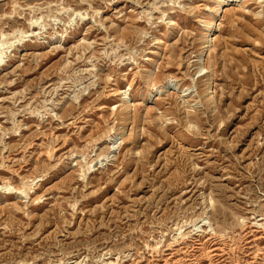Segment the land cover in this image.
<instances>
[{
  "label": "rangeland",
  "instance_id": "374dc122",
  "mask_svg": "<svg viewBox=\"0 0 264 264\" xmlns=\"http://www.w3.org/2000/svg\"><path fill=\"white\" fill-rule=\"evenodd\" d=\"M219 1L0 0V264H264V0Z\"/></svg>",
  "mask_w": 264,
  "mask_h": 264
},
{
  "label": "bare ground",
  "instance_id": "6f19581e",
  "mask_svg": "<svg viewBox=\"0 0 264 264\" xmlns=\"http://www.w3.org/2000/svg\"><path fill=\"white\" fill-rule=\"evenodd\" d=\"M234 0H220L219 1V5L218 7L216 8V14H221L223 12V9L224 7L229 3V2H232ZM214 25L211 24L209 26V28L207 29L209 33H212L214 31ZM210 36V35H209Z\"/></svg>",
  "mask_w": 264,
  "mask_h": 264
}]
</instances>
